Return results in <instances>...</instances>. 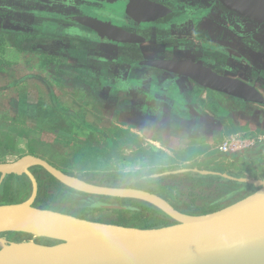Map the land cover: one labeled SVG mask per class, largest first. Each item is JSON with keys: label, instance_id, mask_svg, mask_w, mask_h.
Masks as SVG:
<instances>
[{"label": "crops", "instance_id": "crops-1", "mask_svg": "<svg viewBox=\"0 0 264 264\" xmlns=\"http://www.w3.org/2000/svg\"><path fill=\"white\" fill-rule=\"evenodd\" d=\"M121 2L0 0L1 161L32 153L54 164L49 148L57 140L63 143L54 147L63 151L50 155L67 159L56 166L79 176L113 170H213L207 164L221 158L216 156L223 155V142L264 139V105L136 67L143 56L135 49L142 45L103 42L92 32L79 36L65 24L71 25L72 16H94L96 11L122 15L109 7L124 11L127 2ZM24 96L34 99L32 113L14 101ZM56 120L64 124L58 133L53 131ZM243 150L234 154H247Z\"/></svg>", "mask_w": 264, "mask_h": 264}, {"label": "water", "instance_id": "water-1", "mask_svg": "<svg viewBox=\"0 0 264 264\" xmlns=\"http://www.w3.org/2000/svg\"><path fill=\"white\" fill-rule=\"evenodd\" d=\"M220 1L249 18L248 22L242 24L246 29H264V0ZM173 12L162 0H128L125 6V13L137 24L152 22ZM75 20L86 27V30L74 28L75 33L93 32L103 42H147V38L137 28L129 26L128 21L119 24L88 14L77 15ZM164 26L170 25L167 23ZM231 52L240 56L237 50L231 49ZM134 65L187 78L201 87L245 103L264 105V93L255 83L239 77L234 70L220 72L216 65L201 56L144 57ZM220 66L223 68L224 63H220ZM252 150L257 148L244 149L242 153ZM36 166L44 168L63 185L83 195L142 200L156 206L172 221L142 227L90 219L36 205L39 181L32 171V167ZM192 170L246 182L252 185V189L215 210L188 213L149 189L94 183L65 172L36 154L27 153L15 160L0 161L1 180L12 175L26 176L32 185L27 199L0 203V264H264V177L238 176L227 171L189 167L147 176L158 177ZM90 206L139 209L137 206L100 199L92 201ZM9 232L28 237L8 240L4 234Z\"/></svg>", "mask_w": 264, "mask_h": 264}, {"label": "rangeland", "instance_id": "rangeland-1", "mask_svg": "<svg viewBox=\"0 0 264 264\" xmlns=\"http://www.w3.org/2000/svg\"><path fill=\"white\" fill-rule=\"evenodd\" d=\"M169 5L172 8L182 9L184 13L189 12L192 8L196 7V3L195 1L193 2V0H169ZM109 7H112L110 8L111 10L114 8L113 10L115 12L121 13L119 11H121L122 8H120L119 6L109 5ZM165 20H168L167 22L170 26L161 27V28L154 27L155 30L154 34L159 35V39L153 38L149 42L143 43L140 49L139 48L135 49L137 50L135 51L137 52V55L139 53V56L142 55L145 57L147 56L166 57V56H173L174 54L175 55L178 54L179 56H185L186 54L190 53L194 56L204 57L208 60L209 63L216 65V68H221L220 63H224L228 59V54L224 49L226 46H231L238 50H242L244 46L243 44H241V42L238 43L237 41L232 43H228V42L222 43L218 39L217 35L213 34V31L211 30L209 25L206 24H199L198 26H194L193 24H189V23L180 24L178 21L179 19L176 21L175 18L172 16H170L168 19ZM186 34L191 36H196V38L194 39V38H186V37L185 38L176 37V35H186ZM253 44L256 43L247 45L246 48H244L241 51L245 55L247 61V65L246 64L242 65L241 69L251 70L250 72L256 71L255 74L258 75V79L255 81L258 82L257 85H262L261 90L264 93V55H262L264 54V50L257 51V49H255V46ZM137 55L134 56L139 57ZM7 59H10L9 61L13 63L12 61L13 58H7ZM255 139L258 140L259 142L264 141V139L261 138H255ZM46 142L47 141L44 140V143ZM61 142L63 143V141L55 140L54 143H51V148H49L50 149L49 153L50 154L52 152H55L56 154L61 153L63 150L60 149V147L59 149L54 147L55 144ZM219 149L221 150V146L219 147ZM248 152L245 155L231 154L228 152H224L222 156L221 155L216 156V157H221L219 160H217V162L214 161L212 163H208L207 165H209L210 168H213V170L217 169L218 171H227L229 173L238 176H248L254 178L264 177V150L259 152H251V151ZM65 153H67V147H64V154ZM50 154H49L50 159L52 161H55L54 165H58V163L60 165V160L64 161L65 159H67V157L65 156L56 159V157H52ZM4 156L8 157L7 155ZM0 159H4V158L0 156ZM96 164L102 166L100 165V163H96ZM175 166L178 165L175 164ZM34 170L37 171V174L39 175L40 178V182L42 183L41 190L42 191L50 190L51 193L55 194L56 192L54 191V188L55 186L58 185L56 183H51L49 181L50 180V178H48L49 174L44 169L39 167H34ZM116 171H121V170H116ZM142 172H147V171H142ZM79 177L88 180L85 174H82ZM19 180L20 181L18 183V177L16 176L12 177V184L9 183L10 186L6 190L7 199H4L5 194L3 188L2 187L0 188V203L3 202L6 203L8 201L11 203L20 202L29 197L32 189L30 180L26 176ZM14 182L18 183L17 187H15ZM197 186L205 189V193L209 194L212 198L216 197L217 190H215L211 186V182L198 183ZM226 188L227 187L224 186L223 189L225 190ZM148 189L162 195L167 200L172 202L173 205L177 206L178 208H180L185 212L200 213V211L198 210L197 211L190 210L188 208H184L181 205L182 202L180 200L179 190L176 187H172L169 184H161L159 186L156 185ZM44 193L45 192H43L41 196H43ZM38 200L39 198L35 202L36 205H38ZM224 204L226 203H220V206ZM54 209L62 210L64 212H68L72 214L73 212H78L79 214L82 215V217L95 219V220H101L107 222L111 220H116V216L113 214V211L107 209L87 208L80 210L79 208L69 204H57V206ZM142 223H143L142 225L144 224L158 225L164 223V221L157 217H150L149 219L142 221ZM4 236L8 240H23L25 237L26 238L28 237L25 236L24 234L21 235L20 233L16 234L12 232L6 233L4 234ZM45 240L46 239H42L41 241L44 242ZM45 242H47V240Z\"/></svg>", "mask_w": 264, "mask_h": 264}, {"label": "trees", "instance_id": "trees-1", "mask_svg": "<svg viewBox=\"0 0 264 264\" xmlns=\"http://www.w3.org/2000/svg\"><path fill=\"white\" fill-rule=\"evenodd\" d=\"M52 116L54 117L55 115ZM50 118L54 120V118L52 117ZM53 125H55L57 130V131L53 130L54 132L58 133L59 129L64 130V124L61 121L59 122L56 120ZM254 147L257 148V150H252L251 152L262 151L264 150V142L261 143L260 141ZM164 171L165 169L150 170L147 172H142L139 170L98 171V172L94 171V172L85 173V176L88 178V180L98 184H108V185H118V186H137L145 189L154 187L156 185L159 186L161 184H169L172 187H176L179 190L180 200L182 202L181 205L184 208H188L194 211L198 210L200 212L215 210L220 207V203L231 202L235 197L248 193L252 189V185L246 182L232 180L224 177L223 175L203 174L199 171H193V170L186 172L162 174L158 177L147 176L154 173H161V172L163 173ZM47 173L49 174L48 177L50 178L49 181L51 183H56L58 186H55L54 191L56 193L54 194L51 193L50 190L42 191L41 190L42 183L39 182L40 185L39 200H38L39 206L55 208L57 204H69L79 208L80 210L87 209L86 208L87 206L81 207L77 205L78 203L73 202L74 199L68 197L65 192L61 191V189H63L62 187H66V186L63 185L61 182H59L49 172ZM202 182H211V186L215 190H217L215 198H212L209 194H206L205 189L197 186L198 183H202ZM5 184L6 183L4 182L3 187L5 186ZM224 186L227 187L225 190L223 189ZM66 188L70 189L68 187ZM43 192L45 193L43 196H41ZM4 194H5L4 199H7L6 192ZM128 200L132 204L139 207V209H128V208L113 209L112 211L113 214L116 216V220H111L109 222L147 227V226H155L150 224L142 225L143 224L142 221L149 219L150 217L160 218L164 221L165 224H168L172 221L164 212H162L160 209H158L156 206H153L150 203L144 202L142 200L140 201L137 199L121 198L122 203H127ZM73 214L78 216L81 215L78 212H73ZM12 233L19 234L17 232H12ZM20 234L22 235V233Z\"/></svg>", "mask_w": 264, "mask_h": 264}, {"label": "flooded vegetation", "instance_id": "flooded-vegetation-1", "mask_svg": "<svg viewBox=\"0 0 264 264\" xmlns=\"http://www.w3.org/2000/svg\"><path fill=\"white\" fill-rule=\"evenodd\" d=\"M121 1H123V0H116V3L121 2ZM194 1L196 3V7L192 8L189 12L184 13L183 10L180 8H172L169 5V0H167V1L162 0V2L167 4L169 7H171L174 10V12L170 13L167 16H163L162 18L160 17L155 21L142 22L141 24H137V22L130 15L125 13V8H124V11H121V13H123L122 15H119V14L115 15L114 13L108 14L107 12H103V11H100V12L96 11L95 14H93V15L96 17H99V18H103L105 20L110 19V20H112L116 23H119V24H125V21L127 20L131 24L129 26H131L133 28H137L138 32L142 33L147 38V42H149L153 38L159 39V35L154 34V32H155L154 27H159V28L165 27L164 25H166L168 23L167 22L168 20H165V19H168L170 16H172L175 18L176 21L179 19L178 21L180 24L181 23H183V24L189 23V24H193L194 26H198L199 24L209 25V27L213 31V34L217 35L218 39L222 43H226V42L232 43V42H236V41L238 43L241 42V44L244 45L243 48L241 47L242 50L244 48H246L247 45H251L252 43H256L253 45L255 46V49H257V51L264 50V29L253 30V29H246V27L242 26L243 23L249 21V18L241 15L239 12H236L232 9H229L220 0H193V2ZM126 2L128 3V0H126ZM50 19H52V18H50ZM53 20L54 19H52L51 22H53ZM70 22H71V25L68 24L69 21L65 22L66 26L67 25L70 26V28H69L70 30L74 31V28H76V27L82 28V29L86 28L83 24H81L80 22L75 20L74 16H72L70 18ZM214 27H216V28H214ZM86 33L90 34L89 31L88 32L85 31V33H82L83 35L79 34V36H84V37L88 36V35H86ZM92 36L95 39H98V38H96L95 34ZM176 37H179V38L180 37L181 38L186 37V38H194V39L196 38V36H191V35H187V34L186 35H176ZM143 43H139V44L135 43V45L136 46L142 45ZM224 49L228 54V59L226 60V62H224L223 68L221 67V68H217V69L223 73L232 72L234 70L237 72L236 74L239 75V77L249 79L250 81L255 83V85L258 88L261 89L262 85H257L258 82L255 81L258 79V75L255 74L256 71L254 70L255 72H250L251 70L241 69L242 65H244V64L247 65L246 57L241 52L242 50L235 49L234 47H231V46H226ZM231 49H234L235 51L237 50V52L240 54V56H235V54L231 52ZM189 55H192V54L188 53L185 56H189ZM262 55H264V54H262ZM144 57L145 56H143V58ZM154 57H157V56H154ZM166 57H180L181 58L182 56H179L178 54H176V55L174 54L173 56H166ZM14 101L15 102L20 101V104H22V105L26 104L28 113H32L34 111V108H33L34 104H35L34 99L32 100L29 97L24 96V98L23 97H20L19 99L14 98ZM36 167H38V166H36ZM39 168H42V167H39ZM42 169H44V168H42ZM32 171L35 173V175L38 178V181L40 182L39 175L37 174V171L34 170V167H32ZM113 171H116V170H113ZM65 172H68V171H65ZM68 173L76 175L75 172H68ZM12 177H14V176H12ZM12 177L11 176L6 177L3 180H1V178H0V188L1 187L3 188L4 193L6 192L7 187L9 188V186H10L9 183L12 184ZM24 177L25 176L18 177V183L20 181L19 179H22ZM4 182L6 184L3 187ZM91 182H93V181H91ZM18 183L14 182L15 187H17ZM62 188L63 189H61V191L65 192L68 197L74 199L73 202L78 203L77 205L81 206V207L87 206L86 208L94 209L96 207L90 206V203L92 201H96L98 199L103 200V201H107V202H112V203H119V204L136 206V205L132 204L129 200L127 201V203H122L121 197L83 195L82 193H80L78 191H73L71 189H67L66 187H62ZM39 190H40V185H39ZM38 198H39V192H38L37 199ZM96 209H106V208H96ZM115 209H122V208H115ZM107 210H113V209H107Z\"/></svg>", "mask_w": 264, "mask_h": 264}, {"label": "built area", "instance_id": "built-area-1", "mask_svg": "<svg viewBox=\"0 0 264 264\" xmlns=\"http://www.w3.org/2000/svg\"><path fill=\"white\" fill-rule=\"evenodd\" d=\"M259 141L255 138H240L234 137L225 141L221 145V150L224 152H235L243 149L254 147Z\"/></svg>", "mask_w": 264, "mask_h": 264}, {"label": "bare ground", "instance_id": "bare-ground-1", "mask_svg": "<svg viewBox=\"0 0 264 264\" xmlns=\"http://www.w3.org/2000/svg\"><path fill=\"white\" fill-rule=\"evenodd\" d=\"M41 240H42V239H41ZM45 241H46V240H45ZM45 241H44V242H45Z\"/></svg>", "mask_w": 264, "mask_h": 264}]
</instances>
